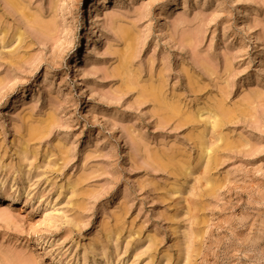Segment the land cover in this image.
Returning a JSON list of instances; mask_svg holds the SVG:
<instances>
[{
    "label": "rangeland",
    "instance_id": "374dc122",
    "mask_svg": "<svg viewBox=\"0 0 264 264\" xmlns=\"http://www.w3.org/2000/svg\"><path fill=\"white\" fill-rule=\"evenodd\" d=\"M0 264H264V0H0Z\"/></svg>",
    "mask_w": 264,
    "mask_h": 264
},
{
    "label": "bare ground",
    "instance_id": "6f19581e",
    "mask_svg": "<svg viewBox=\"0 0 264 264\" xmlns=\"http://www.w3.org/2000/svg\"><path fill=\"white\" fill-rule=\"evenodd\" d=\"M97 1H98V4H101V2H103L104 0H97ZM99 1H100V2H99ZM169 5H170V4H169ZM260 55H261V54H260ZM258 56H259V55H258ZM262 58H263V57H262ZM87 61H89V60H87ZM89 62H90V61H89ZM84 64H85V63H84ZM88 64H89V63H88ZM85 65H86V67H88L87 64H85ZM15 102H16V101H15ZM13 106H14V105H13ZM36 134H37V133H35V135H36ZM35 135L33 134V136H35ZM7 199H8V198H7ZM181 218H182V217H181ZM181 218L179 217L178 219L180 220ZM178 219H177V220H178ZM182 219H183V218H182ZM182 219H181V220H182ZM179 220H178V221H179ZM183 220H184V219H183ZM182 222H183V221L180 222V223H181L180 225H184V224H182ZM178 224H179V223H178ZM180 225H179V226H180ZM181 227H182V226H181Z\"/></svg>",
    "mask_w": 264,
    "mask_h": 264
}]
</instances>
